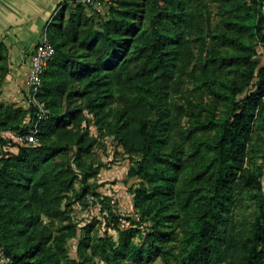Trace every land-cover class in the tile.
I'll list each match as a JSON object with an SVG mask.
<instances>
[{"label": "trees", "instance_id": "16d2710c", "mask_svg": "<svg viewBox=\"0 0 264 264\" xmlns=\"http://www.w3.org/2000/svg\"><path fill=\"white\" fill-rule=\"evenodd\" d=\"M92 8L58 5L45 31L54 54L36 94L46 110L37 141L0 146V264H87V249L104 264H218L222 252L227 264H264V171L251 164L261 149L252 136L264 132V0H113L99 23ZM2 57L0 87L9 72L0 42ZM184 75L201 95L187 127L166 90ZM36 110L0 102V128L24 132ZM84 112L139 157L127 176L141 179L131 191L140 218L115 240H94L96 220L79 227L71 216L103 200ZM245 198L254 209L226 238ZM143 221L151 225L136 242ZM78 229L76 259L66 241Z\"/></svg>", "mask_w": 264, "mask_h": 264}, {"label": "rangeland", "instance_id": "374dc122", "mask_svg": "<svg viewBox=\"0 0 264 264\" xmlns=\"http://www.w3.org/2000/svg\"><path fill=\"white\" fill-rule=\"evenodd\" d=\"M112 3L113 0H98V2H96L100 11L93 8L91 10L94 12V19L97 23H99V20H105L110 16L108 15V6ZM145 7L146 6L141 3L140 9ZM67 14L68 13H66V16ZM257 50L258 53L256 55V59L259 61L260 65H263L264 46L259 45ZM0 60V66H2L4 58L2 57ZM137 68L138 66L135 65L133 70H136ZM1 71L2 69L0 68V73ZM254 82L255 80L252 81L251 85L245 91L246 93L255 88ZM166 90L167 102L170 105H174L175 109L178 110L180 106L184 107L182 110L183 116L180 121V126L187 127L190 118L189 110L195 105L196 100L199 99L201 95L195 89L194 83L187 75L180 77L175 88L170 86L166 88ZM74 105L75 104L72 103V106ZM82 116L83 120L81 122V126L86 127L89 133L96 138L94 149L88 156L87 163L93 166L98 165L102 167L95 182L101 183L97 192L103 195V200H97L95 201V204L89 203L88 205H74L71 212L72 220L80 227L95 219L96 224L91 231L92 238L94 240H98L99 238H107L111 236L115 240L117 238V228H127L131 225L130 219L136 222L140 218L139 214L133 208V194L131 191L133 188L138 186L141 179L127 176V170L130 166L136 163L139 157L137 155H128L124 153L112 136L99 133L94 125L91 114L84 112L82 113ZM16 134L18 133L12 130L0 128V146L7 145L12 147L16 145ZM263 135L264 132L262 130L256 129L252 136L251 143H257L261 149L257 153L252 154L253 157L251 164L253 166L262 165L264 171V155H262L264 153V141L258 138V136L262 137ZM193 174V171L189 170L188 173H185L182 176L187 177ZM93 181V179L90 180V182ZM75 186L78 188L79 185L76 184ZM253 209V203L248 198H245L241 204L231 209L228 215V224L225 229L226 238L229 236V227L231 224L236 223L240 219L248 218ZM115 221L118 223L116 224ZM150 225V221H143L140 224L141 234L135 238L136 242L141 239V236H143L144 232L149 229ZM82 238L83 231L82 229H78L76 236L67 239L66 247L69 257L78 258L77 245ZM87 253L90 254L87 264H104L100 256L92 253L91 249H87ZM220 257L221 261L218 264H227L225 254L223 252L220 254ZM148 264H163V262L159 257H157L153 263Z\"/></svg>", "mask_w": 264, "mask_h": 264}, {"label": "crops", "instance_id": "0c3cea01", "mask_svg": "<svg viewBox=\"0 0 264 264\" xmlns=\"http://www.w3.org/2000/svg\"><path fill=\"white\" fill-rule=\"evenodd\" d=\"M64 0H0V42L8 48L9 72L0 101L27 107L26 77L30 54Z\"/></svg>", "mask_w": 264, "mask_h": 264}, {"label": "built area", "instance_id": "2783aa9c", "mask_svg": "<svg viewBox=\"0 0 264 264\" xmlns=\"http://www.w3.org/2000/svg\"><path fill=\"white\" fill-rule=\"evenodd\" d=\"M85 5H94V7L99 11L100 8L97 7V0H77ZM53 17V15H52ZM51 17V19H52ZM50 19V20H51ZM54 54V47L49 42L46 33L42 35L41 39L35 44L31 54L29 70L26 77V99L29 104L32 102L36 107L35 118L32 121L30 127L21 133L15 135L18 143H35L37 141L38 123L40 120L46 117V110L43 108L42 104L36 99V94L41 86V76L45 70L49 60ZM90 200L94 199L92 196Z\"/></svg>", "mask_w": 264, "mask_h": 264}]
</instances>
